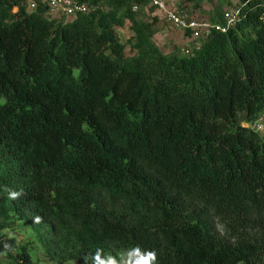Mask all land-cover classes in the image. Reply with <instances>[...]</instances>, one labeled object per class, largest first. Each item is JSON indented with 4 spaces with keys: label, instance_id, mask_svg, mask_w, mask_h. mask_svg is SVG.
<instances>
[{
    "label": "trees",
    "instance_id": "16d2710c",
    "mask_svg": "<svg viewBox=\"0 0 264 264\" xmlns=\"http://www.w3.org/2000/svg\"><path fill=\"white\" fill-rule=\"evenodd\" d=\"M88 4L0 0V264H38L17 222L49 263L139 244L157 264H264V137L242 125L264 110V0L188 54L152 41L148 0Z\"/></svg>",
    "mask_w": 264,
    "mask_h": 264
},
{
    "label": "rangeland",
    "instance_id": "374dc122",
    "mask_svg": "<svg viewBox=\"0 0 264 264\" xmlns=\"http://www.w3.org/2000/svg\"><path fill=\"white\" fill-rule=\"evenodd\" d=\"M177 2L181 3L180 0H177ZM236 2L237 0H201L197 5L194 3H186L182 6L187 9L190 18L197 20L198 22H211L213 17L221 16L223 10L233 8ZM137 17L148 22H151L152 18H156V23L154 25L155 33L152 37V41L164 54L180 51L183 47H191L193 39L190 31L173 28L165 21L163 14L157 11L155 8L151 10L148 6L142 7ZM117 34L121 42L127 45L125 54L131 55L132 52L128 42V39L132 36L130 24L125 22L123 26L118 27ZM198 40H200L199 37ZM15 230V233L12 235L15 238H20L19 240L17 239V243L19 245L28 243V246L31 248V255L34 261L38 264H48L45 255L40 248V245L32 238L27 227L22 222H17L15 225ZM2 233H7L10 235V231L7 230L2 231ZM0 259L4 260V256L0 255ZM66 264L76 263L67 262Z\"/></svg>",
    "mask_w": 264,
    "mask_h": 264
},
{
    "label": "built area",
    "instance_id": "2783aa9c",
    "mask_svg": "<svg viewBox=\"0 0 264 264\" xmlns=\"http://www.w3.org/2000/svg\"><path fill=\"white\" fill-rule=\"evenodd\" d=\"M42 2L46 6L47 13L53 17L69 19L89 11L88 0H42ZM148 5L161 12L165 21L173 28L190 31L193 39L192 45L190 48H181L182 54H188L191 49L198 50L203 38L208 36L211 29L224 32L227 27L234 25L239 15L238 9L227 11L222 18L224 25H219L207 21L198 22L190 18L187 9L177 0H148ZM34 6L33 2L29 3V7L34 8ZM133 9L136 10V6ZM261 20H264V14ZM245 126L264 137V110L255 121Z\"/></svg>",
    "mask_w": 264,
    "mask_h": 264
},
{
    "label": "clouds",
    "instance_id": "9594fccd",
    "mask_svg": "<svg viewBox=\"0 0 264 264\" xmlns=\"http://www.w3.org/2000/svg\"><path fill=\"white\" fill-rule=\"evenodd\" d=\"M246 124L250 123H243L242 125L245 126ZM7 191L8 199L10 200H17L21 195H23L22 190L8 189ZM40 220L41 217H34V222L39 223ZM15 239L17 242V239L19 240L20 238ZM89 259L91 260V264H157L158 257L156 250L146 249L141 247L139 244H134L128 248L120 250L115 254L110 252L106 253L103 248H96L90 256L85 255V264H87ZM48 264L56 263L48 262Z\"/></svg>",
    "mask_w": 264,
    "mask_h": 264
}]
</instances>
